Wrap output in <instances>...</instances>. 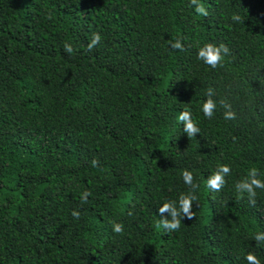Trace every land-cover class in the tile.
<instances>
[{"label": "trees", "instance_id": "trees-1", "mask_svg": "<svg viewBox=\"0 0 264 264\" xmlns=\"http://www.w3.org/2000/svg\"><path fill=\"white\" fill-rule=\"evenodd\" d=\"M205 43L227 48L215 67ZM250 167L264 179V0H0V264H264V189H235ZM181 193L192 217L168 230Z\"/></svg>", "mask_w": 264, "mask_h": 264}, {"label": "clouds", "instance_id": "clouds-1", "mask_svg": "<svg viewBox=\"0 0 264 264\" xmlns=\"http://www.w3.org/2000/svg\"><path fill=\"white\" fill-rule=\"evenodd\" d=\"M196 11L198 13H205V9L202 6L197 5ZM233 20L238 21L240 17L234 15ZM101 39L100 33H93L89 48L96 45ZM174 48H180L181 44L179 41L172 43ZM65 49L69 52L72 51L70 44H65ZM227 52V48L224 45H215L213 43H205L203 46L197 49V57L204 63L215 67L222 60V53ZM211 92V89H209ZM225 109L223 115L226 119L234 118L236 113L232 110L231 105L227 101L220 102ZM217 106V102L208 95L206 99L200 105L201 111L205 117L213 115L214 109ZM176 119L182 121L184 124V130L187 131L188 136H194V133L199 132L197 123L192 119V114L187 109L182 110L178 113ZM231 169L227 164L219 165L218 169L215 170L210 176L207 177V186L213 190H219L225 183V175L230 173ZM185 184L193 183L192 173L185 169L181 173ZM264 189V179H262L255 167H250L246 175L235 183V189L238 193H247L249 198H254L256 195V189ZM88 196L87 192L82 193L81 199H86ZM195 196L192 193H181L176 200H164L157 208L160 213L161 224L168 230H174L179 228L181 223V217L186 216L187 218L192 217V202L195 201ZM164 213L168 216L165 217ZM74 216H78V211H73ZM113 230L116 232L122 231V225L120 223H113ZM253 239L257 242H264V231H258L253 234ZM243 259L248 264H261V260L251 251L243 252Z\"/></svg>", "mask_w": 264, "mask_h": 264}]
</instances>
